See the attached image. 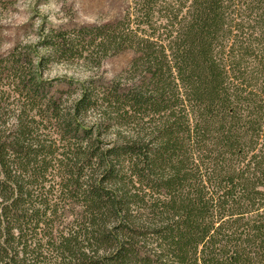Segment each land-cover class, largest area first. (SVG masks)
<instances>
[{
  "label": "trees",
  "instance_id": "obj_1",
  "mask_svg": "<svg viewBox=\"0 0 264 264\" xmlns=\"http://www.w3.org/2000/svg\"><path fill=\"white\" fill-rule=\"evenodd\" d=\"M39 42L0 55V264H264V0H130ZM124 49L111 80L43 77Z\"/></svg>",
  "mask_w": 264,
  "mask_h": 264
},
{
  "label": "rangeland",
  "instance_id": "obj_2",
  "mask_svg": "<svg viewBox=\"0 0 264 264\" xmlns=\"http://www.w3.org/2000/svg\"><path fill=\"white\" fill-rule=\"evenodd\" d=\"M130 0H0V55L25 45L42 51L40 40L50 27H72L119 17ZM29 48V47H28ZM133 51L124 49L105 56L100 65L76 58L54 60L43 68L51 89H72L89 75L108 81L127 66ZM90 116H87V120Z\"/></svg>",
  "mask_w": 264,
  "mask_h": 264
}]
</instances>
